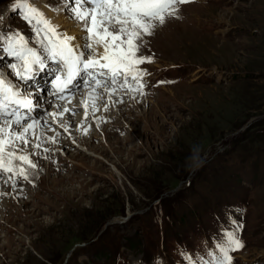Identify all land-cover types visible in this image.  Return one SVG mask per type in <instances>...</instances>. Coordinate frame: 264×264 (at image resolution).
I'll use <instances>...</instances> for the list:
<instances>
[{"label":"rangeland","instance_id":"obj_1","mask_svg":"<svg viewBox=\"0 0 264 264\" xmlns=\"http://www.w3.org/2000/svg\"><path fill=\"white\" fill-rule=\"evenodd\" d=\"M145 40L139 54L152 62L144 70L160 73L146 86L155 85L152 96L104 93L100 109L71 123L79 143L64 128L47 130V120L39 149L36 136L20 144L21 154L39 153L30 155L38 167L25 164L30 182L0 183V264H102L117 252L126 264H176L178 249L204 256L206 242L212 250L221 224L231 227L228 213L242 223L245 245L233 264H264V0H193ZM111 99L120 101L115 110ZM194 147L203 164L191 171ZM242 192L245 213L215 211ZM156 199L164 248L151 253L147 243L160 240Z\"/></svg>","mask_w":264,"mask_h":264},{"label":"snow or ice","instance_id":"obj_2","mask_svg":"<svg viewBox=\"0 0 264 264\" xmlns=\"http://www.w3.org/2000/svg\"><path fill=\"white\" fill-rule=\"evenodd\" d=\"M192 2L57 0V11L62 9L81 29L83 34L77 38L60 31L29 0H9L12 12L23 19L28 31L4 26V16L0 14V181L13 188L21 179L29 181L23 165L36 169L38 165L30 155L39 153L21 154L24 150L20 144L31 145L42 117L56 120L70 111L44 109L45 102L54 104L48 100L49 95L64 100L75 90L91 86L95 96L90 94V99L95 112L96 99L103 95L96 89H103L109 97L117 88L142 94L143 77L148 73L140 66L152 62L151 56L139 54L147 42L145 37L152 36L168 19L179 18L180 6ZM42 73L47 77L43 85L38 80ZM34 112H41V116H33ZM87 114L86 106L85 117ZM63 126L67 131V123ZM36 141L35 148L39 149L43 143L41 136H36ZM14 161L21 164L14 165ZM227 215L231 227L221 224L212 236L213 249L206 250L204 256L186 248L178 249L180 264H233L232 253L245 247L239 238L243 225L231 213ZM157 264L162 262L157 259Z\"/></svg>","mask_w":264,"mask_h":264},{"label":"bare ground","instance_id":"obj_3","mask_svg":"<svg viewBox=\"0 0 264 264\" xmlns=\"http://www.w3.org/2000/svg\"><path fill=\"white\" fill-rule=\"evenodd\" d=\"M43 0H36V5H37V8L42 11L45 15H47L50 19H51V22L53 25H56L58 26V29L62 32H65V33H70V23L66 21V18H65V15H63L61 13V11H57V9L55 10H48L46 8H44L43 6H50L52 8V6L50 5V3H48L49 1H46V4L45 2H42ZM45 1V0H44ZM55 4H57V0L55 2ZM204 8V7H203ZM205 11V10H204ZM1 14H5V13H1ZM11 20L7 19V18H4V20L2 21L3 25L5 26V24L7 25H11V27L13 28V25L11 24ZM18 25V24H17ZM77 28V27H76ZM23 31H25V29H22ZM78 30V29H77ZM72 31V29H71ZM76 31V30H75ZM73 36V34H75V32L71 33ZM79 41H74L73 43H77ZM91 87V86H90ZM89 87V88H90ZM92 88V87H91ZM93 91V89H92ZM90 94H92L93 96H95V93L94 92H80L78 93V95H76L74 98H71V99H68V100H64V101H55L53 99H49L48 100H52L54 101V104L53 105H49L47 102L44 103L43 105V108L45 109H49L52 111V112H62L64 108H68L70 111L67 112V113H63V119H60L62 117H57L56 120H53V118H48L47 117H42L41 120H40V124L39 126L35 129V136H38L39 133H40V130L45 128L47 129V127L45 126L44 122H45V119L48 120V122H52V125H50L51 127H49L47 130L51 131V130H55L56 128H64V124L67 123V131L70 133V136L71 137V140H74L76 142H78V140L80 141L81 140V135L82 133L81 132H78L77 134H74L72 135V131H71V123H76V125H78L79 123H81L80 119L84 116L85 117V111L86 110H83L82 107L84 106H87V116L89 118V115L91 110H92V100L90 99ZM132 96V99L134 98V95H131ZM113 98V97H112ZM104 99L100 100L99 102L96 101V107L97 105L99 106L100 105H104L102 103ZM112 100V99H111ZM134 100H139V99H134ZM143 101V100H142ZM120 101L116 102V100H112V109L116 108V105L119 103ZM138 103V102H137ZM55 105H58V107H56ZM97 109H100V106L97 108ZM103 109V108H102ZM109 110V108H107V111ZM115 110V109H114ZM78 112V114L80 115H77L76 117L73 115L72 112ZM80 112V113H79ZM72 113V114H71ZM110 113V112H108ZM107 113V114H108ZM71 114V115H70ZM122 115V113H121ZM33 116H41V112H34ZM75 118V119H73ZM50 119V120H49ZM72 119V120H70ZM95 120H97V118H95ZM103 120V119H102ZM97 122V121H96ZM83 130V129H82ZM80 131V130H79ZM69 140L71 143L72 141ZM79 143V142H78ZM19 163V161L17 162ZM15 164V163H13ZM56 180V178H55ZM54 180V181H55ZM24 193V192H23ZM20 195V194H19ZM8 203V202H7Z\"/></svg>","mask_w":264,"mask_h":264},{"label":"clouds","instance_id":"obj_4","mask_svg":"<svg viewBox=\"0 0 264 264\" xmlns=\"http://www.w3.org/2000/svg\"><path fill=\"white\" fill-rule=\"evenodd\" d=\"M186 163L191 171H196L202 166L203 161L199 155V148L194 147L189 157L186 158Z\"/></svg>","mask_w":264,"mask_h":264},{"label":"trees","instance_id":"obj_5","mask_svg":"<svg viewBox=\"0 0 264 264\" xmlns=\"http://www.w3.org/2000/svg\"><path fill=\"white\" fill-rule=\"evenodd\" d=\"M206 170H211V168H210V165H205L204 166V168H203V172H205ZM155 201V200H154ZM170 203H171V205L173 204V200H171L170 201ZM168 215V216H167ZM167 215H166V217L168 218H170V214L169 213H167ZM81 243H83V242H80V243H75V244H81Z\"/></svg>","mask_w":264,"mask_h":264}]
</instances>
